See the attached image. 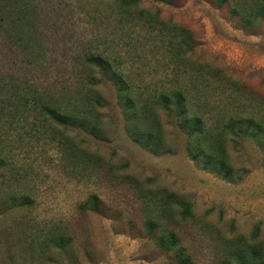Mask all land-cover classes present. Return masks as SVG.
<instances>
[{
  "label": "rangeland",
  "instance_id": "rangeland-1",
  "mask_svg": "<svg viewBox=\"0 0 264 264\" xmlns=\"http://www.w3.org/2000/svg\"><path fill=\"white\" fill-rule=\"evenodd\" d=\"M39 3L35 31L42 33L50 62L43 81L70 83L72 70L61 61L73 62L87 47L118 63L114 70L127 88L119 90L116 76H101L95 68L103 96L98 127L57 125L71 139L63 146L53 139L54 127L35 120L34 129L8 140L6 152L25 175L19 187L34 198L25 219L63 222L78 235L70 251L58 250L51 261L38 258L36 264H179L173 257L178 251L189 254V264H236L229 250L242 253L249 245L264 250V143L227 131L226 175L215 162L205 166L203 157L192 158L189 149L196 151L199 143L188 131L191 121L156 104L159 123L151 130L159 139L149 148L140 142L131 112L123 109L127 95L180 90L188 110L200 105L210 110L206 128L228 112L264 118V25L232 23L210 0ZM20 60L19 50L0 34V73L21 70ZM74 144L89 153L88 167L77 165L81 154ZM91 195L110 210L82 213L80 205ZM180 201L189 203L190 215L182 213ZM148 219H163L175 232L178 240L169 251L147 236Z\"/></svg>",
  "mask_w": 264,
  "mask_h": 264
},
{
  "label": "trees",
  "instance_id": "trees-1",
  "mask_svg": "<svg viewBox=\"0 0 264 264\" xmlns=\"http://www.w3.org/2000/svg\"><path fill=\"white\" fill-rule=\"evenodd\" d=\"M160 1L170 4L173 2ZM210 1L218 10L226 12L232 23L242 22L244 26L264 25V0ZM122 4L127 5L124 1ZM39 9V0H0V34L7 43L19 50L20 63L24 65L21 70L0 73V264H25L26 259L29 260L26 264H36L38 258L51 261V256L56 251H70L78 236L74 226L63 222L51 220L39 223L35 219H25V210L32 205L34 198L30 189L19 187L18 183H21V178L25 175L18 173L6 152L8 140L21 135L25 128L34 129L35 120L54 127L53 131H57L58 136L52 135L53 139H57L58 144L63 146L70 143L71 139L63 130L56 129L57 125L65 128L72 125L88 131L90 127H98L103 96L96 87L101 79H97L95 68H98L101 76H116L119 90L127 88L123 86L125 81L121 73L114 70L118 63H111L101 54L89 51L87 47H81L73 62L69 63L67 59L61 61V65L72 70L70 83L58 85L55 80L48 78L43 81L41 75L49 68L50 62L42 33L39 35L38 30L35 31L40 20ZM171 98L173 104L169 105L167 101ZM186 99L187 95L180 90L150 96L127 95L123 109L131 112L128 118L136 121V129L142 136L140 142L144 147H149L159 139V135L151 130V127L156 128L159 123L155 112L156 104L162 106L166 113L175 114L178 119L183 116L185 121H191L188 131L191 137L196 136L195 140L199 143L196 151L189 149L192 158L197 160L203 157L205 166L215 162L218 172L224 171L226 175L230 169H224L227 162L223 143L227 131L235 136L248 133L264 143V118L261 114L241 116L228 112V116L215 119V125L206 128L210 110L202 105L195 110H188L185 107ZM140 120L147 121L148 125L142 127L139 125ZM235 123L243 124L234 127ZM73 146L81 154L77 165L81 163L84 168L88 167L89 153L76 144ZM179 204L184 215L191 214L189 203L180 201ZM105 205L96 195H91L80 205V210L82 213L86 210L99 213L101 208L110 210ZM161 213L166 216V209H162ZM114 220L118 223L125 221L132 226V221ZM164 222L163 219L158 222L148 219L144 225L149 239H156L164 250L169 251L178 238L173 230L165 227ZM231 245L236 246L232 242ZM238 251V248L228 251L236 264H264V250L261 247L249 245L244 252ZM173 257L179 264L191 262L189 254L184 255L180 251L174 252Z\"/></svg>",
  "mask_w": 264,
  "mask_h": 264
}]
</instances>
